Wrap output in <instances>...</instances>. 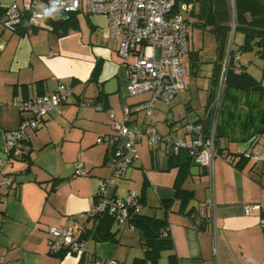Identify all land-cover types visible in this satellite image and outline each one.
Segmentation results:
<instances>
[{
	"label": "crops",
	"instance_id": "1",
	"mask_svg": "<svg viewBox=\"0 0 264 264\" xmlns=\"http://www.w3.org/2000/svg\"><path fill=\"white\" fill-rule=\"evenodd\" d=\"M198 5V0H185L183 10L194 16L192 22L186 17L190 24L197 20L191 9ZM79 11L75 26L64 34L53 30L46 18L36 21L37 30L24 34L5 28L0 20V157L5 156V132L17 128L25 116L12 105L13 100L50 93L61 82L72 85L75 98L50 111L37 128L28 129L22 153L8 161L5 169L14 182L0 194V264H91L93 257L132 264L143 257L139 229H120L114 221L116 240L82 236L86 251L81 256L50 252L46 229L62 225L81 236L92 226L86 212L97 200L99 179L110 174V144L97 141L111 132L108 111L122 121L126 107L131 123L172 136H189L183 124L187 118L201 128L207 123L208 106L215 95L216 45L213 51L190 50L189 33L186 75L191 67L196 75L207 73L206 65H210L207 84L185 80V88L171 102L156 99L151 115L145 118L134 106L148 100L151 93L129 94L107 16ZM236 34L238 45L243 35L235 33L234 39ZM246 54L247 65L241 60ZM255 57L261 60L255 51L241 53L240 64L260 80L262 61L257 64L259 73L249 68ZM238 94L240 98L227 103L222 119L218 144L225 155L214 161L213 217L204 202L209 194L205 169L194 161L176 164L162 146L152 148L145 138L136 144L137 158L131 167L108 188L113 196L143 193L138 212L166 219L164 229L172 245L160 252L155 264H264L259 213V208L264 209V154L260 152L264 144L262 136H256L264 127V93ZM249 153H259L262 160H254ZM78 160L86 175L74 173ZM179 180L181 187L192 192L185 203L175 197ZM196 197L199 204L194 202ZM248 204L258 207L247 213Z\"/></svg>",
	"mask_w": 264,
	"mask_h": 264
},
{
	"label": "built area",
	"instance_id": "2",
	"mask_svg": "<svg viewBox=\"0 0 264 264\" xmlns=\"http://www.w3.org/2000/svg\"><path fill=\"white\" fill-rule=\"evenodd\" d=\"M176 2L179 9L174 10ZM233 5L234 0H230ZM4 7L2 25L12 29L24 12H29L30 20L34 14L42 12L51 0H0ZM185 0H63L60 11L76 13L79 10L87 13H99L107 16L109 21V34L118 43V56L127 76V90L130 95L150 92L148 100L135 104V111H143L145 118L152 113L153 103L160 99L165 103L171 102L185 88L186 64L184 57L188 51V36L190 22L182 13ZM234 28L232 27L226 52L222 62L215 96L209 106L210 125L204 131L200 125L191 119L185 120L184 127L189 136H172L163 134L151 126H138L131 123L129 109L125 108V117L122 121L114 118L113 112L109 113L111 119V132L98 137V142L108 141L111 152L108 165L111 169L110 176L100 178L96 191L97 200L92 203L86 216L107 214L113 218L116 225L122 229L126 226L135 229L130 221L133 213L140 210L139 194H129L124 197L113 196L108 188L116 177H121L137 158L136 144L142 138L152 147L162 146L169 154H178L185 150L194 162L202 166L208 178L209 194L205 198L206 206L213 215V170L217 157L224 156L217 145V126L221 118L224 90L226 87L227 71L230 64L237 63L238 54L233 52ZM74 91L69 82H61L50 93H40L31 97L15 99L12 105L17 107L25 116L19 126L5 132V156L0 157V192L11 186L13 178L6 172L10 157L22 153L23 143L27 139V131L37 128L44 123L45 116L52 110L58 109L62 104L73 102ZM2 103L0 102V107ZM264 137V130L256 136ZM120 140L121 143H120ZM254 160H262L259 153L246 154ZM76 175H86L82 161L75 162ZM1 194V193H0ZM258 206L248 204L245 211L250 213ZM260 210V208H259ZM213 217V216H212ZM264 224V216L260 218ZM49 251L67 253L81 256L86 251L85 239L73 230L62 225H49L46 229ZM165 229L161 235L166 236ZM92 264H122L117 259H101L95 257Z\"/></svg>",
	"mask_w": 264,
	"mask_h": 264
},
{
	"label": "trees",
	"instance_id": "3",
	"mask_svg": "<svg viewBox=\"0 0 264 264\" xmlns=\"http://www.w3.org/2000/svg\"><path fill=\"white\" fill-rule=\"evenodd\" d=\"M43 1L48 2V0ZM198 1V8L191 9V12L197 17V20L194 21L193 24H196L203 29L206 28L213 34L216 41L218 61L214 65L215 71L213 73V81L216 84L215 92L232 27L234 28V34L241 33L243 35L241 43H239L236 48L234 45L232 47L233 52L238 54L239 58L237 63L232 62L230 64L227 71L221 118L216 133V142L219 147L218 139L220 136L222 119L227 109V103L232 102L233 99L240 98L238 92L241 91L264 93V85H262V80H264V0H234L233 5L229 2L230 0ZM48 7H50V5H47L46 8ZM177 9H179V2H176L174 7L175 11ZM4 10V7L0 5L1 21L4 15ZM58 17L62 19V23L58 25L54 24L52 26V29L57 31L58 34H64L69 28L74 27L76 24L74 19L75 13H64L60 11ZM38 27L39 26L35 23L31 22L29 12H24L20 21L13 26L11 30L18 34H24L35 31ZM249 51H255L262 61V78L260 80L255 79L240 64V54ZM98 70L99 63L94 67V76L97 74ZM209 106L207 123L206 126H203L202 128L204 131H206L210 125ZM261 119H264V109H261ZM262 130H264V127L260 128L256 134L258 135ZM219 150L222 152L220 147ZM170 157L172 159L174 158L176 164L180 165L194 161L185 150H181L178 154H170ZM180 181L181 180L178 182L176 181L175 197L179 198L181 203H185L192 197V192L181 187ZM143 198V193H140L139 199L141 203H143ZM259 213L260 217L264 216V209L261 208ZM87 218L93 220V224L91 227L87 228V230L82 232L81 236L84 238L90 236L96 241L116 240V231L112 229L113 218L111 216L102 214L95 216L94 218ZM130 221L137 229H139L144 248L143 257L135 258L132 264H155L160 257V252L163 249L170 248L172 245L169 233L166 236L161 235L165 230L164 228L167 227L166 219L136 212L132 214ZM262 233H264V224H262ZM94 258L95 257L91 259V264ZM81 261L83 260L81 259Z\"/></svg>",
	"mask_w": 264,
	"mask_h": 264
},
{
	"label": "rangeland",
	"instance_id": "4",
	"mask_svg": "<svg viewBox=\"0 0 264 264\" xmlns=\"http://www.w3.org/2000/svg\"><path fill=\"white\" fill-rule=\"evenodd\" d=\"M80 13H83V14H86V15H94L95 13H87L86 11H79ZM182 13L184 14L185 17H188L189 20L192 22L194 20V16L192 17L189 12L185 11V10H182ZM80 15V14H79ZM82 15V14H81ZM80 20H82V16L79 17ZM193 18V19H192ZM7 32V31H6ZM5 32V33H6ZM237 39H238V35L236 34V37L234 39V47L236 48L237 47ZM215 38L213 36V34L211 32H209L208 30L206 29H203L201 28L200 26L196 25V24H190V50H201L202 52H205V51H213L214 48H215ZM247 55H242L241 56V60L243 62H245V64L247 65L248 62L246 60L247 58ZM252 55V54H250ZM253 57V56H252ZM186 64L188 62V57H186ZM121 61V60H120ZM261 63V60H259L258 58H254L253 59V63H251L249 65V68H250V71H252L253 73L257 74L259 73L258 72V69H257V64ZM201 64V63H200ZM122 65V64H121ZM206 67L208 68V71L207 73H204V74H195L194 73V70L195 68L194 67H191L190 68V73H188L186 76H185V80L186 81H197L198 83L202 84L201 86L203 85H206L207 84V81L209 80V72H210V65H206ZM257 69V70H256ZM260 75V74H259ZM134 96V95H132ZM163 104V103H162ZM167 105V104H166ZM126 108V107H124ZM112 112V111H108V116H109V113ZM143 112V111H142ZM143 117H145V114L144 112L142 113ZM130 116V115H129ZM110 118V117H109ZM123 119V117H122ZM121 119V120H122ZM122 140H120V143H121ZM261 145L264 144V137H261ZM259 151L258 149H255V152ZM261 154H264V151H260ZM132 165V164H131ZM109 166V165H108ZM131 167V166H130ZM110 169V167H109ZM110 173H111V169H110ZM110 176V174H109ZM107 176V177H109ZM262 177H264V174H262ZM119 177H116L115 179H117ZM130 194H133L132 192ZM135 194V193H134ZM199 197H196L194 199V202H197L196 204H199Z\"/></svg>",
	"mask_w": 264,
	"mask_h": 264
},
{
	"label": "clouds",
	"instance_id": "5",
	"mask_svg": "<svg viewBox=\"0 0 264 264\" xmlns=\"http://www.w3.org/2000/svg\"><path fill=\"white\" fill-rule=\"evenodd\" d=\"M62 4L63 0H51V6L48 8H43L42 12L35 13L33 19L38 16L41 18H57Z\"/></svg>",
	"mask_w": 264,
	"mask_h": 264
},
{
	"label": "water",
	"instance_id": "6",
	"mask_svg": "<svg viewBox=\"0 0 264 264\" xmlns=\"http://www.w3.org/2000/svg\"><path fill=\"white\" fill-rule=\"evenodd\" d=\"M46 19H47V21H48L50 24H52V25H54V24H59V23L62 22V19L59 18V17H57V18H55V19H53V18H46Z\"/></svg>",
	"mask_w": 264,
	"mask_h": 264
}]
</instances>
